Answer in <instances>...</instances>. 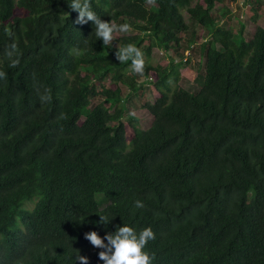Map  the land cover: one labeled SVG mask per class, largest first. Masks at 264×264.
<instances>
[{
  "label": "trees",
  "instance_id": "16d2710c",
  "mask_svg": "<svg viewBox=\"0 0 264 264\" xmlns=\"http://www.w3.org/2000/svg\"><path fill=\"white\" fill-rule=\"evenodd\" d=\"M235 1L91 0L137 32L105 46L69 0H0V264H76L78 252L103 264L85 233L123 224L153 230L152 264H264V26L250 38L222 26ZM197 25L204 73L189 90L180 64L152 52L179 53ZM129 43L156 77L148 128L124 120L121 84L143 85L116 58Z\"/></svg>",
  "mask_w": 264,
  "mask_h": 264
},
{
  "label": "rangeland",
  "instance_id": "374dc122",
  "mask_svg": "<svg viewBox=\"0 0 264 264\" xmlns=\"http://www.w3.org/2000/svg\"><path fill=\"white\" fill-rule=\"evenodd\" d=\"M253 1V2H252ZM236 0L229 3L230 13H228L221 21V25L225 28H231L235 36L239 35V32H243L245 38L255 32L258 26H264V0ZM219 5L216 10L220 9ZM185 19L190 23V18L187 12H184ZM195 30L197 44H193L192 47L188 46L187 39L191 36L192 31ZM120 35V33H118ZM117 34V35H118ZM136 31H131L128 34L122 35H134ZM180 36L184 39L179 53L174 49L169 52H165L159 48H154L152 52V61L159 63L162 66L170 67L172 64H180L178 66L179 80L178 83L189 90H198L200 85L197 82L199 74L204 73V59L201 55L200 44H202L207 38V32L197 25L188 32L180 33ZM115 44V41H113ZM111 77H106L102 81L96 82L97 90L101 91L103 87H107L112 84ZM155 75L145 77L142 76L137 80L139 86L142 85L138 92H131L128 87L121 84L124 103L126 105L124 120L131 118L134 119V123L137 125L148 128L153 121V115L146 107V103H153L158 95V91L155 87ZM93 102H102L105 106H109V103L103 101L102 98L95 97Z\"/></svg>",
  "mask_w": 264,
  "mask_h": 264
},
{
  "label": "clouds",
  "instance_id": "9594fccd",
  "mask_svg": "<svg viewBox=\"0 0 264 264\" xmlns=\"http://www.w3.org/2000/svg\"><path fill=\"white\" fill-rule=\"evenodd\" d=\"M69 7L78 13L76 23L86 24L89 21L93 22L95 26V35L98 39L103 40L105 46H111L116 40L117 34H128L132 31V27L128 23L113 24L110 21L102 20L92 10L91 0H69ZM5 32H9L5 28ZM10 34V33H9ZM15 44L12 45V50L8 52L11 60V66L15 67L19 61L12 59L15 52ZM116 58L120 63H127L131 61V70L137 75L143 76L146 67V61L143 52L134 44H127L124 47H118ZM6 73L0 71V79H5ZM42 101L50 99L49 96H42ZM137 208L144 207L141 201H136ZM110 219L107 215L100 214V221L107 225ZM91 245L95 248L102 249L99 252V259L103 264H152L154 254L146 251V246L149 241L155 239V233L148 227L137 232L133 227L123 224L117 227V230L112 233L109 232L105 237H101L98 232L90 231L85 233ZM76 264H88L89 258L80 255L79 252L75 255Z\"/></svg>",
  "mask_w": 264,
  "mask_h": 264
}]
</instances>
